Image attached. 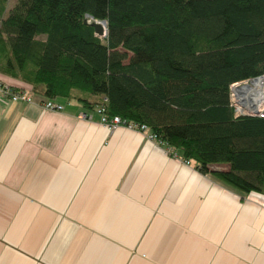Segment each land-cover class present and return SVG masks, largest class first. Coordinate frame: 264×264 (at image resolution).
<instances>
[{
  "label": "crops",
  "instance_id": "obj_1",
  "mask_svg": "<svg viewBox=\"0 0 264 264\" xmlns=\"http://www.w3.org/2000/svg\"><path fill=\"white\" fill-rule=\"evenodd\" d=\"M41 97L0 92V264H264V192L184 163L149 129L108 131L96 105Z\"/></svg>",
  "mask_w": 264,
  "mask_h": 264
},
{
  "label": "trees",
  "instance_id": "obj_2",
  "mask_svg": "<svg viewBox=\"0 0 264 264\" xmlns=\"http://www.w3.org/2000/svg\"><path fill=\"white\" fill-rule=\"evenodd\" d=\"M9 2L0 73L146 124L201 172L264 192V116H234L229 100L230 84L264 74V0ZM84 19L106 21V35Z\"/></svg>",
  "mask_w": 264,
  "mask_h": 264
},
{
  "label": "built area",
  "instance_id": "obj_3",
  "mask_svg": "<svg viewBox=\"0 0 264 264\" xmlns=\"http://www.w3.org/2000/svg\"><path fill=\"white\" fill-rule=\"evenodd\" d=\"M260 80L259 86L255 87V82ZM2 95L6 96L12 101H24L33 102L34 94L30 90H15L11 91L7 85H2L0 88ZM255 94L258 99H251ZM41 106L45 110L60 111L62 105L56 103L52 99L41 97ZM230 105L233 110L234 116L240 115H257L264 116V74L247 78L244 80L236 81L230 84L229 94ZM97 111L100 113V122L108 130L111 131L119 126H124L129 129H134L140 132L148 130L146 124H140L122 119L119 115L108 116L105 113L103 105L97 107ZM150 139H158L152 132L149 133ZM162 142V141H161ZM171 150V149H170ZM184 163L189 164L190 160L183 159Z\"/></svg>",
  "mask_w": 264,
  "mask_h": 264
},
{
  "label": "water",
  "instance_id": "obj_4",
  "mask_svg": "<svg viewBox=\"0 0 264 264\" xmlns=\"http://www.w3.org/2000/svg\"><path fill=\"white\" fill-rule=\"evenodd\" d=\"M85 23H90L94 28L96 35L103 37L106 35V21L99 20H87L84 19Z\"/></svg>",
  "mask_w": 264,
  "mask_h": 264
},
{
  "label": "bare ground",
  "instance_id": "obj_5",
  "mask_svg": "<svg viewBox=\"0 0 264 264\" xmlns=\"http://www.w3.org/2000/svg\"><path fill=\"white\" fill-rule=\"evenodd\" d=\"M105 29H106V28H105ZM259 84H260V80H259V81H256V82H255V85H256L255 87L259 86ZM251 99H253V100L256 99V100L259 101V99H261V97H259V99H258V97H257L255 94H253L252 97H251Z\"/></svg>",
  "mask_w": 264,
  "mask_h": 264
},
{
  "label": "rangeland",
  "instance_id": "obj_6",
  "mask_svg": "<svg viewBox=\"0 0 264 264\" xmlns=\"http://www.w3.org/2000/svg\"><path fill=\"white\" fill-rule=\"evenodd\" d=\"M10 2H9V5H11V3H12V0H9ZM56 99H59V98H56Z\"/></svg>",
  "mask_w": 264,
  "mask_h": 264
}]
</instances>
